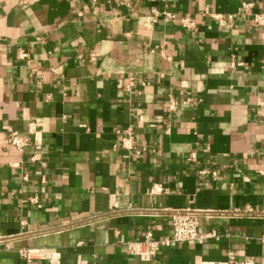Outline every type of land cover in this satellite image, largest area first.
Returning <instances> with one entry per match:
<instances>
[{
  "label": "crops",
  "instance_id": "obj_1",
  "mask_svg": "<svg viewBox=\"0 0 264 264\" xmlns=\"http://www.w3.org/2000/svg\"><path fill=\"white\" fill-rule=\"evenodd\" d=\"M259 13L264 0H0V264H26L20 250L30 264H264ZM187 210L215 237L128 254Z\"/></svg>",
  "mask_w": 264,
  "mask_h": 264
},
{
  "label": "built area",
  "instance_id": "obj_2",
  "mask_svg": "<svg viewBox=\"0 0 264 264\" xmlns=\"http://www.w3.org/2000/svg\"><path fill=\"white\" fill-rule=\"evenodd\" d=\"M249 7L248 4L243 5V9ZM151 19L152 21H157L158 19H174V15L166 12V11H159L156 9L151 10ZM181 25L187 26L191 23L188 21L187 18H183L180 21ZM251 23L254 26H264V14H254L251 19ZM24 56V55H23ZM133 86L132 78L128 79L127 84L125 85V89L129 90ZM176 105L175 101L170 100L169 109H174ZM5 145L15 149L18 152H22L23 149L28 145V136H23L15 131H11L7 134L5 139ZM31 162H40V158L37 156H31L29 158ZM189 161L194 160V152L190 153L188 157ZM209 173V171L205 169H200L197 171V176L202 178L204 175ZM214 174L213 172L211 173ZM25 179V176L23 177ZM199 212L196 211H184L181 213H175L171 216L170 226H171V235L169 238L164 240L153 239L150 233H147L143 240L135 241V242H128L127 243V251L128 254L131 256H136L141 260L148 261L150 260L159 245H167L170 243H184V242H201L206 238L215 237L213 232L209 234H201L198 231V220L197 214ZM22 258H24L27 263L30 264L31 255L29 252L20 250L19 251ZM200 264H254L251 259L247 260H238L233 255H229L224 262L220 263H213V262H201Z\"/></svg>",
  "mask_w": 264,
  "mask_h": 264
}]
</instances>
